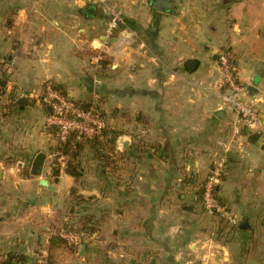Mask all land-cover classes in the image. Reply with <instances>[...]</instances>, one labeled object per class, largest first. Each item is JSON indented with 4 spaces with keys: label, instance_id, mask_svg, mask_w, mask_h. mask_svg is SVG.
<instances>
[{
    "label": "crops",
    "instance_id": "obj_1",
    "mask_svg": "<svg viewBox=\"0 0 264 264\" xmlns=\"http://www.w3.org/2000/svg\"><path fill=\"white\" fill-rule=\"evenodd\" d=\"M147 1L105 0L133 34L129 46L117 47L123 28L105 45L102 6L0 0V261L37 263L52 233L66 224L80 231L84 216L98 222L94 232L58 249L55 264H249L255 257L264 234V144L222 105L214 82L226 53L264 117V0H174L173 15ZM84 80L94 81L92 93ZM46 83L101 111L114 134L113 166L87 145L77 183L59 166L58 154L66 166L69 155L38 100ZM121 137L129 141L124 150ZM38 153L45 160L33 177ZM217 161L224 169L216 194L234 219L225 220L228 228L201 205Z\"/></svg>",
    "mask_w": 264,
    "mask_h": 264
},
{
    "label": "built area",
    "instance_id": "obj_2",
    "mask_svg": "<svg viewBox=\"0 0 264 264\" xmlns=\"http://www.w3.org/2000/svg\"><path fill=\"white\" fill-rule=\"evenodd\" d=\"M85 1L102 6L103 11L109 16L104 35L106 42L114 37L116 30L123 28L115 43L117 47H126L131 44L133 34L126 32L124 20L119 10L106 5L105 0ZM105 45L110 46L109 42ZM217 61L221 77L214 82V88L219 91L222 105L231 108L241 124L252 130L264 144V117L262 113L250 97L244 96V88L236 78L235 69L231 65L228 55L226 53L220 54ZM38 100L50 108L47 126L56 130L55 137L59 147H62L69 139L72 143H79L83 139L101 136L106 128L105 121L95 114L93 106L86 110L77 107L69 98L55 90L51 83L44 85ZM57 162L59 166L66 167V158L61 153L58 154ZM223 169L224 163L222 161H217L212 165L203 184L201 205L205 213L221 220L233 222L234 219L230 212L216 194V187L219 184ZM52 235L65 240L71 246L79 244L81 238V233L66 232L63 228L55 230ZM46 257L47 253L43 251L37 264H48Z\"/></svg>",
    "mask_w": 264,
    "mask_h": 264
},
{
    "label": "trees",
    "instance_id": "obj_3",
    "mask_svg": "<svg viewBox=\"0 0 264 264\" xmlns=\"http://www.w3.org/2000/svg\"><path fill=\"white\" fill-rule=\"evenodd\" d=\"M102 68H106L107 63L105 60L101 61ZM53 88L57 91H59L61 94H64V91L60 86L52 84ZM77 107L81 109H88L92 107L91 104L88 103H74ZM94 107V106H93ZM95 114L101 117L104 120V117L99 111L97 107H94ZM105 121V120H104ZM53 130V133L55 135L56 130L53 127H50ZM108 135V137H107ZM101 138L104 139L103 142H101ZM83 145L89 146V148L93 151L95 156L104 161V165L107 166H113L114 163L110 160L108 153L111 148L114 146V134L113 132H110L107 128H105L101 134V136L94 137L92 139H83L79 143H72L71 140L69 139L65 144L62 145L63 149H66L67 155H69V161L66 166V172L73 176L77 181L82 177L83 170L81 168V161H80V155H81V150L83 149ZM106 146V148H105ZM204 184V183H203ZM203 184L201 187V196L203 192ZM74 194V191H72ZM78 199L77 196H74V199ZM81 228L80 231L79 229L74 228L72 225H64L63 229L66 232H77L80 233L82 231L88 230V232L92 233L95 230V226L98 224L96 220L93 219L92 216H84L81 220ZM87 225H92V226H87ZM63 247L66 248H71V245L67 244V242L58 236L52 235L49 239V243L46 247V253L47 257L46 260L48 264H55V254L58 249H61ZM0 264H21L19 263L17 257H8L4 261H0ZM37 264V263H35Z\"/></svg>",
    "mask_w": 264,
    "mask_h": 264
},
{
    "label": "water",
    "instance_id": "obj_4",
    "mask_svg": "<svg viewBox=\"0 0 264 264\" xmlns=\"http://www.w3.org/2000/svg\"><path fill=\"white\" fill-rule=\"evenodd\" d=\"M173 1L174 0H148V5L158 11V12H162V13H167V14H174V9H173ZM87 14H93L94 13V7L91 6L89 9H87L86 11ZM111 42H114L113 39H111ZM196 65V62H189L187 64V68L189 71H192L194 69ZM83 83L85 84V86L87 87L89 92H93L94 90V81L93 80H84ZM247 92L248 95L251 97H254L257 94V90L251 86L247 87ZM23 100H19L18 103L22 104ZM47 110L50 111V108L47 107ZM217 116V115H216ZM246 131V127L243 128ZM128 139L126 137H121L118 139L117 141V146L119 148V150H124V148L126 147V145L128 144ZM232 152L229 153L228 158H231ZM45 160V155L42 153H38L31 165V169H30V175L33 177H40L41 176V171H42V167H43V163ZM39 185L45 188H49V189H53L52 187H50L48 185V182L44 179H40L39 180ZM42 240V238H41ZM84 249V247L81 248V251Z\"/></svg>",
    "mask_w": 264,
    "mask_h": 264
},
{
    "label": "rangeland",
    "instance_id": "obj_5",
    "mask_svg": "<svg viewBox=\"0 0 264 264\" xmlns=\"http://www.w3.org/2000/svg\"><path fill=\"white\" fill-rule=\"evenodd\" d=\"M217 220L219 221L220 224H223L227 228L230 227L229 224L225 220H221L218 218H217ZM50 231L52 232L53 230H50ZM261 234H263V233H261ZM261 236H262V238L260 240V246L257 245L254 249L252 248V250H253L252 253L256 252L255 253L256 255H254L255 259L253 258V260L249 264H264V234Z\"/></svg>",
    "mask_w": 264,
    "mask_h": 264
}]
</instances>
